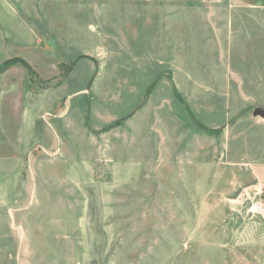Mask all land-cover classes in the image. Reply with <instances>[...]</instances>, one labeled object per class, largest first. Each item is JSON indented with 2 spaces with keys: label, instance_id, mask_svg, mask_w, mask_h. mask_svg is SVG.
<instances>
[{
  "label": "rangeland",
  "instance_id": "obj_1",
  "mask_svg": "<svg viewBox=\"0 0 264 264\" xmlns=\"http://www.w3.org/2000/svg\"><path fill=\"white\" fill-rule=\"evenodd\" d=\"M0 9V67L33 38L59 63L0 75V136L28 113L0 161V264H264V1Z\"/></svg>",
  "mask_w": 264,
  "mask_h": 264
},
{
  "label": "crops",
  "instance_id": "obj_2",
  "mask_svg": "<svg viewBox=\"0 0 264 264\" xmlns=\"http://www.w3.org/2000/svg\"><path fill=\"white\" fill-rule=\"evenodd\" d=\"M69 0H0V6L3 8L8 6L12 2H19V3H50V4H60L65 3ZM237 4L245 5V6H254L259 4L261 1L264 0H233ZM2 12V13H1ZM5 13L1 11L0 9V22L1 17H5ZM6 19L9 18L11 15L14 16V11L10 10L7 11ZM8 21V20H7ZM1 36V32H0ZM50 47L43 46L36 42V39H32L29 42V45L26 48H22L21 52L18 53L17 57L22 58L25 62L28 63L30 67H34L38 71L42 70L41 67H43L44 62L45 64L49 63V66L56 67L59 63L58 61V55L56 53H53ZM43 63V64H42ZM25 68L21 63L15 64L9 68H7L3 73H1V76H9L10 74L16 75L17 73H20L22 77V81H25ZM42 72V71H40ZM58 74V73H56ZM10 112V111H9ZM22 116L20 120L18 118L13 117L12 113L8 114L9 117L7 126L5 127L6 130H3L2 136H0V148H13V152L10 153V155H5L4 153H0V161L1 160H14L15 158H18L19 155H16V147H24L27 134V112L23 111ZM4 111L0 113V121L3 119ZM5 116V115H4ZM19 133V136L17 135ZM20 151V150H19ZM22 156V155H21ZM254 173L253 176L255 178V181L257 183V186L260 188L263 196H264V163L257 164L253 166Z\"/></svg>",
  "mask_w": 264,
  "mask_h": 264
},
{
  "label": "trees",
  "instance_id": "obj_3",
  "mask_svg": "<svg viewBox=\"0 0 264 264\" xmlns=\"http://www.w3.org/2000/svg\"><path fill=\"white\" fill-rule=\"evenodd\" d=\"M18 63H21L23 66H25L30 72L33 73V70L32 68L28 65L27 62H25L22 58L20 57H14V58H11L9 60H7L6 62H4L2 64V68L0 67V72H4L7 68L15 65V64H18Z\"/></svg>",
  "mask_w": 264,
  "mask_h": 264
},
{
  "label": "built area",
  "instance_id": "obj_4",
  "mask_svg": "<svg viewBox=\"0 0 264 264\" xmlns=\"http://www.w3.org/2000/svg\"><path fill=\"white\" fill-rule=\"evenodd\" d=\"M251 212L256 215H261L264 212V196L261 195L255 203L252 204Z\"/></svg>",
  "mask_w": 264,
  "mask_h": 264
},
{
  "label": "water",
  "instance_id": "obj_5",
  "mask_svg": "<svg viewBox=\"0 0 264 264\" xmlns=\"http://www.w3.org/2000/svg\"><path fill=\"white\" fill-rule=\"evenodd\" d=\"M253 116L254 117H261L264 119V109L259 107V108H256L253 112Z\"/></svg>",
  "mask_w": 264,
  "mask_h": 264
}]
</instances>
